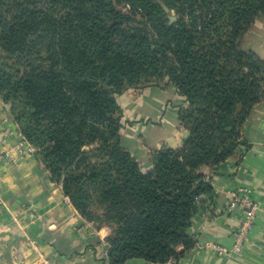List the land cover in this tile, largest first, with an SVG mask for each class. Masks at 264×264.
<instances>
[{"label":"trees","instance_id":"trees-1","mask_svg":"<svg viewBox=\"0 0 264 264\" xmlns=\"http://www.w3.org/2000/svg\"><path fill=\"white\" fill-rule=\"evenodd\" d=\"M262 13L264 0H0V99L50 180L106 232L105 264L194 247L191 219L212 192L202 169L249 146L243 128L264 100V61L239 45ZM162 81L185 98L187 135L143 171L117 97Z\"/></svg>","mask_w":264,"mask_h":264},{"label":"crops","instance_id":"crops-1","mask_svg":"<svg viewBox=\"0 0 264 264\" xmlns=\"http://www.w3.org/2000/svg\"><path fill=\"white\" fill-rule=\"evenodd\" d=\"M239 45L264 61V13ZM126 93L117 97L122 108L121 142L147 171L152 150L177 147L186 137L178 114L187 103L166 81ZM9 111L10 103L0 99V264H105L106 232L84 220L60 185L50 180L33 148L22 145L24 138ZM243 136L248 147L241 146L215 170L202 169L212 192L200 197L191 219L194 247L173 264H264V100L252 109ZM240 189L248 190L256 207L236 253L231 248L244 213L239 207L229 210L228 205L231 194ZM204 243L224 246L229 252L198 247ZM124 264L157 263L134 258Z\"/></svg>","mask_w":264,"mask_h":264},{"label":"built area","instance_id":"built-area-1","mask_svg":"<svg viewBox=\"0 0 264 264\" xmlns=\"http://www.w3.org/2000/svg\"><path fill=\"white\" fill-rule=\"evenodd\" d=\"M22 145L26 147L28 150L32 149L31 146L25 140L22 141ZM231 196L232 197L229 202L228 209L231 210L234 207H239L241 208L242 213H244V219L241 225L234 233V241L231 248V251L238 253L241 251L244 241L246 239V234L252 225L256 205L248 195L247 189H240L239 192L235 191L231 194ZM198 247L201 249L210 248L217 251L219 254H224L229 252V250L224 246L217 245L214 243H204L198 245ZM174 262L175 260L171 259L164 264H173Z\"/></svg>","mask_w":264,"mask_h":264},{"label":"rangeland","instance_id":"rangeland-1","mask_svg":"<svg viewBox=\"0 0 264 264\" xmlns=\"http://www.w3.org/2000/svg\"><path fill=\"white\" fill-rule=\"evenodd\" d=\"M168 9V8H167ZM168 14H167V17L168 16H170L172 19L173 18H175V14H174V12L173 11H169V9H168V11H166ZM164 85V81H162V82H159L158 84H157V86H163ZM128 90H130V89H128ZM127 90V91H128ZM137 90H139V89H134V91H137ZM124 93H126V92H124ZM123 93V94H124ZM132 92H129V93H126L127 95H129L130 96V94H131ZM33 150V149H32Z\"/></svg>","mask_w":264,"mask_h":264},{"label":"water","instance_id":"water-1","mask_svg":"<svg viewBox=\"0 0 264 264\" xmlns=\"http://www.w3.org/2000/svg\"><path fill=\"white\" fill-rule=\"evenodd\" d=\"M163 8H164L165 11H168L166 6L163 5ZM168 19H169V21H173L175 18L172 19L170 16H168Z\"/></svg>","mask_w":264,"mask_h":264}]
</instances>
